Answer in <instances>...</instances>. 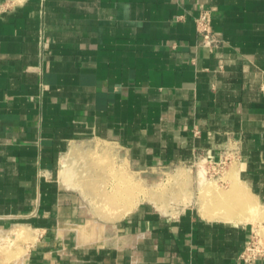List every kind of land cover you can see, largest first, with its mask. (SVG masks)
Listing matches in <instances>:
<instances>
[{"label":"crops","instance_id":"0c3cea01","mask_svg":"<svg viewBox=\"0 0 264 264\" xmlns=\"http://www.w3.org/2000/svg\"><path fill=\"white\" fill-rule=\"evenodd\" d=\"M0 4V264H246L264 228V0ZM200 159L228 161L225 197L250 215L142 202V169ZM102 196L117 215L90 208Z\"/></svg>","mask_w":264,"mask_h":264},{"label":"rangeland","instance_id":"374dc122","mask_svg":"<svg viewBox=\"0 0 264 264\" xmlns=\"http://www.w3.org/2000/svg\"><path fill=\"white\" fill-rule=\"evenodd\" d=\"M227 164L228 161L218 164L208 163L207 161L204 162L200 159V161H197L192 167H182L173 171L170 169H142V202L149 201L154 203L159 209L169 208L174 211H177V207L183 208L188 205L189 201V203L196 202V205L199 207V212L200 208H202L200 213L209 216V214L203 209V206L206 207L205 201L208 203L210 202V205L212 203L222 205V202H219V200H224L226 194L230 192L228 188V181L225 180V176H229ZM120 165L122 164L115 165L116 171L117 168L122 167ZM132 174L134 175V173ZM131 182L132 190L136 189L135 191H138V183H135L133 180H131ZM230 186L236 188L238 187L235 183H232ZM194 193H196V195H194ZM233 195L234 194L228 197V199L234 203L231 206L232 209H245L243 207L244 205L241 203L240 196L237 197ZM114 201L112 200V197H93L92 202H90V208L100 215L115 216L118 213L116 209L119 206L116 204L117 199ZM206 208L209 207L207 206ZM244 212L248 213V215L251 214V212L247 210ZM253 235H255L253 240H258L261 245L264 246V228L261 226L257 229L255 228ZM1 236L0 239L2 240L11 238L9 234ZM4 246L7 250H9V253H12L13 251L15 253V245L6 244Z\"/></svg>","mask_w":264,"mask_h":264},{"label":"built area","instance_id":"2783aa9c","mask_svg":"<svg viewBox=\"0 0 264 264\" xmlns=\"http://www.w3.org/2000/svg\"><path fill=\"white\" fill-rule=\"evenodd\" d=\"M8 10V6L5 4H0V14L4 13ZM196 30L198 34L201 36L202 41L205 45H214L215 41L212 39V32H211V19L210 14L207 11L201 12L195 19H194ZM194 134H198V131H195ZM221 161L219 163H222ZM218 163V164H219ZM255 235H253L250 242L245 246L243 251L239 254V260L242 262L249 264L255 260L261 259L264 262V246L257 240L254 241Z\"/></svg>","mask_w":264,"mask_h":264},{"label":"bare ground","instance_id":"6f19581e","mask_svg":"<svg viewBox=\"0 0 264 264\" xmlns=\"http://www.w3.org/2000/svg\"><path fill=\"white\" fill-rule=\"evenodd\" d=\"M201 179V178H200ZM199 182H200V180H199ZM122 186V185H121ZM110 187V186H109ZM231 188H233L234 190H235V188L236 187H231ZM203 191V190H202ZM207 193V192H206ZM205 193V194H206ZM213 194H215V193H213ZM241 195V197H240V199H241V203H242V205H244L243 207L245 208V210L247 209V211H250V212H252L253 211V206L251 205V202L247 199V197L244 195V193L241 191V193H240ZM211 195H212V192H211ZM217 195V194H216ZM217 197V196H216ZM149 200V199H148ZM211 201V200H210ZM219 202H222V205H219L218 203H212L211 205L207 202V201H205V206L207 207H209V210H214L215 209V212L213 213V212H211L212 213V215L210 216L211 218H216V219H220V220H224V221H238V220H240L239 219V217L241 216L242 217V215H244V211H242V210H233L232 209V205L234 204V203H232V201L231 200H229L228 198H226V197H224V200H219ZM206 207H204V208H206ZM240 209H242V208H240ZM246 216V215H245ZM91 224L94 226V227H97V223H96V221H94V220H91ZM101 226V225H100ZM15 233V231H9V232H6L5 234H9L10 236H12L13 234ZM1 236V235H0ZM3 236V235H2ZM1 236V237H2ZM12 238V237H11Z\"/></svg>","mask_w":264,"mask_h":264}]
</instances>
